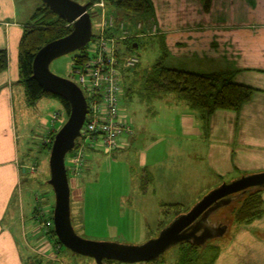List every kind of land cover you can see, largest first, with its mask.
Returning <instances> with one entry per match:
<instances>
[{
    "label": "rangeland",
    "instance_id": "rangeland-1",
    "mask_svg": "<svg viewBox=\"0 0 264 264\" xmlns=\"http://www.w3.org/2000/svg\"><path fill=\"white\" fill-rule=\"evenodd\" d=\"M16 1L17 5L12 0L10 3L3 0V9L6 15L16 10L18 12L22 10L25 16L31 13L30 18L22 23V30L27 24L42 20L43 17L40 16L44 15L45 11L40 16L34 13L32 18L35 9H43V3L40 0ZM74 1L80 4L92 2L88 12L92 20L93 32H96L101 9L95 5L99 0ZM23 6L26 8L24 9ZM109 12L121 16L110 7ZM10 20L13 21L12 18ZM17 20L20 22L24 19L17 18ZM125 21L127 27H133L136 23L134 19ZM138 43L139 47L130 51L126 49L124 42L118 46L122 54L133 53L139 57L140 61L136 68L137 71L132 69L125 72V74L129 73L124 78V85L129 86L128 75L130 74L137 73L139 78L131 85L132 96L120 101L121 110L127 115V120H131L132 130L127 136H131L133 141L129 147L115 150L110 154L102 150L93 152L86 148V145L81 175L74 179L77 184L72 183L73 178L68 174L72 226L74 232L87 241L123 246L142 245L155 238L176 215L189 211L207 193L222 183H229L244 175L264 172V170L251 169L247 173L236 174L234 179L225 177L221 181L208 178L201 180L193 176L192 173L195 171H192V168L193 166L198 167V163L189 161L188 149L177 153L176 147L183 149L186 145L172 116L176 108L159 105V101L152 102L153 99H149V95L143 89L141 74L147 72L157 61L161 55L160 47L155 40L149 37L140 38ZM79 52L56 58L50 63L49 70L61 78L75 81L77 76H73L71 72L73 59ZM171 62L170 59H166L164 65L170 66ZM15 84L22 86L24 91L26 90V85L19 83V79ZM26 97L24 96V100L21 97L17 103L23 106L25 113L23 117L27 126L24 128L23 117L17 115L18 126L21 133L31 137L30 141L28 140L31 145V155L36 159L38 168L35 173L29 172L28 169L26 178L22 179L21 192L27 197V205L25 202L23 205V220H25L27 229L32 232L31 234L38 236L37 240L43 236L47 237L42 238L47 240L46 243L38 242V255L36 253L34 255L37 257L38 264H96L91 258L74 254L64 246L57 245L56 237L51 234L54 193L47 183L49 179L48 146L51 147L53 141H51V133L48 135L50 139L47 138L46 145L43 148L41 146L46 139L47 131L45 130L53 126V114L58 111L62 112L63 106L53 97H43L33 103L27 102ZM43 119L47 123L44 125L47 127L45 130L42 129L43 124H41ZM66 120L64 116L60 124H56V129L58 130ZM159 139L156 147L149 151L150 154L156 152L154 165L152 167L141 166L140 156L146 154L149 144ZM119 140H117L118 144ZM22 151L21 156H23ZM193 158L196 160V157ZM32 165L36 163L33 161ZM67 165L69 164L65 161V166ZM261 194L264 198V189ZM175 204L178 206H173ZM237 206V199H234L210 217V221L215 225L227 224L229 228L224 236L213 238L204 245L197 246V253L203 254L206 251L205 257L208 259L203 262L204 264L208 263L212 253L215 255L218 253L220 256L224 251L238 254L237 264H264V215L249 224H239L232 220L231 213L232 209ZM33 208H35L34 213H32ZM9 218L7 216L5 221L8 222ZM183 247L181 244L170 247L155 264H178ZM40 256L44 260H39ZM103 264L129 263L104 261Z\"/></svg>",
    "mask_w": 264,
    "mask_h": 264
},
{
    "label": "crops",
    "instance_id": "crops-1",
    "mask_svg": "<svg viewBox=\"0 0 264 264\" xmlns=\"http://www.w3.org/2000/svg\"><path fill=\"white\" fill-rule=\"evenodd\" d=\"M150 1L149 22L155 24L157 34L145 38L158 43L159 58L165 52L164 64L166 59L172 61L167 67L201 74L230 72L235 83L256 90L238 111L218 109L207 118L172 94L153 100L176 108L172 116L186 145L183 149L176 147L177 153L188 149L189 161L198 163L192 174L201 180L234 179L236 174L251 169L264 170V0H211L208 9L204 8L203 0ZM30 14L25 16L22 10H16L6 15L0 0V50L5 49L8 54L7 69L0 74V264H38L34 255L39 249L38 242L47 241L43 240L45 236L37 240L38 236L31 234L23 220L27 197L21 192L22 179L28 169L35 173L38 168L31 155V137L21 133L18 126V116L25 113L17 102L21 97L24 100L25 91L15 84L19 79L21 25ZM17 18L24 20L18 22ZM147 28L144 26V34H148ZM64 116L63 110L53 114L49 130H45L47 123L41 120L42 129L47 131L44 142ZM23 126H27L24 117ZM131 141V136H122L118 150L129 147ZM159 141L149 144L146 154L140 156L141 166L154 165L156 152L149 151ZM33 161L36 165H32ZM32 167L35 171H31ZM74 179L72 183L77 184ZM235 254L224 251L213 264H237L239 255ZM39 260L44 259L40 256Z\"/></svg>",
    "mask_w": 264,
    "mask_h": 264
},
{
    "label": "water",
    "instance_id": "water-1",
    "mask_svg": "<svg viewBox=\"0 0 264 264\" xmlns=\"http://www.w3.org/2000/svg\"><path fill=\"white\" fill-rule=\"evenodd\" d=\"M40 1L71 26L69 34L44 45L32 61V78L42 91L64 99L69 106L67 120L55 133L48 157L47 183L54 193L52 223L58 242L74 254L93 259L96 264H103L104 261L133 264L157 260L170 247L178 244L191 242L196 246L204 245L208 240L224 236L229 226L215 225L210 217L232 200L243 196L247 190L264 189V172L222 183L189 211L176 215L155 238L139 246L87 241L74 232L70 208L71 190L65 161L66 155L80 137L87 114V101L73 81L53 74L49 65L60 56L83 49L91 40L93 25L88 3L80 4L74 0Z\"/></svg>",
    "mask_w": 264,
    "mask_h": 264
},
{
    "label": "trees",
    "instance_id": "trees-1",
    "mask_svg": "<svg viewBox=\"0 0 264 264\" xmlns=\"http://www.w3.org/2000/svg\"><path fill=\"white\" fill-rule=\"evenodd\" d=\"M104 2L113 11L120 13L125 20L134 19L145 23L150 20L149 12L152 8L150 0H104ZM203 3L204 8L208 9L211 0H203ZM88 4L91 6L92 2ZM43 11H45V14L40 16ZM35 14L41 18L43 17L42 20L40 19V21L34 24L32 23L24 26L22 37L19 42V83H24L26 85L25 96H27V102L33 103L43 97H53L62 104L65 118H67L69 112L67 102L62 98L43 92L38 83L32 78V61L35 54L44 45L69 34L71 26L52 13L44 5L43 9H37ZM139 38L140 37H134L125 40L126 49L128 51L135 49L134 45L138 48ZM79 51L80 52L73 59L72 71L82 66L87 59L86 48L84 47ZM163 53L165 54V52ZM163 57L158 58L147 72L141 74L143 78V89L149 95V99H160L166 95L172 94L176 96L178 100L187 103L191 108L199 111L204 118H207L218 109L238 111L244 103L250 100L253 93L256 91L250 86L235 83L232 80L233 75L230 72L208 74L189 72L165 66ZM139 62L136 66L131 68H120L119 81L122 89L121 99L125 97L130 98L132 96L131 85L139 78V75H137V73H135L136 75H128L130 84L128 83L129 86H127L124 85L123 82L129 72L126 74L125 72L132 69L137 71L136 68L139 66ZM7 66L8 54L5 49H2L0 50V74L7 69ZM120 111L124 114L121 107ZM56 132L57 129L50 132V137L52 136L51 141ZM50 137L48 138L50 139ZM78 141L79 139L76 140L74 148L66 155L67 164H69L68 159L79 147L80 142ZM45 143L46 142L43 143V147L46 145ZM48 147L50 151V145ZM118 149L117 147L115 150ZM89 150L94 151L95 149ZM66 167H69V165ZM261 191L262 189L260 188L249 189L243 196L237 199L238 206L234 207L231 211L233 221L239 224H249L256 219L262 218L264 215V198L262 197ZM173 206H178V204ZM51 234L55 236L53 230ZM55 242L57 245H61L56 238ZM181 245L184 247L181 251L178 264H204L203 262L208 259L205 257L206 251L203 254L197 253L196 250L198 247L193 243L186 242ZM217 257L218 253L217 255L212 253L208 263L206 262L205 264H213ZM157 260H153L149 263L155 264Z\"/></svg>",
    "mask_w": 264,
    "mask_h": 264
},
{
    "label": "built area",
    "instance_id": "built-area-1",
    "mask_svg": "<svg viewBox=\"0 0 264 264\" xmlns=\"http://www.w3.org/2000/svg\"><path fill=\"white\" fill-rule=\"evenodd\" d=\"M95 6L101 9V15L96 32L85 46L87 59L72 71L73 76H77L73 82L87 101V114L78 138L80 144L69 158L67 167L72 178L81 175L86 145V148L109 153L119 147L118 139L131 133V120L120 111L122 89L119 75L120 68L136 66L139 57L133 53L122 54L118 46L130 38L157 34L153 22L136 21L133 25L135 31L130 30L123 17L109 12L104 0H99ZM144 26H148V34H144ZM31 171H35V167Z\"/></svg>",
    "mask_w": 264,
    "mask_h": 264
},
{
    "label": "clouds",
    "instance_id": "clouds-1",
    "mask_svg": "<svg viewBox=\"0 0 264 264\" xmlns=\"http://www.w3.org/2000/svg\"><path fill=\"white\" fill-rule=\"evenodd\" d=\"M89 8V7H88ZM67 168V167H66Z\"/></svg>",
    "mask_w": 264,
    "mask_h": 264
},
{
    "label": "flooded vegetation",
    "instance_id": "flooded-vegetation-1",
    "mask_svg": "<svg viewBox=\"0 0 264 264\" xmlns=\"http://www.w3.org/2000/svg\"><path fill=\"white\" fill-rule=\"evenodd\" d=\"M235 196V195H234Z\"/></svg>",
    "mask_w": 264,
    "mask_h": 264
}]
</instances>
